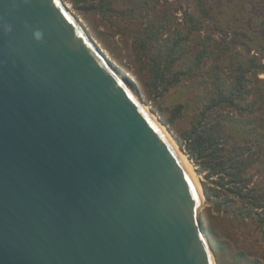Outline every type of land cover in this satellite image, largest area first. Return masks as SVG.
I'll return each mask as SVG.
<instances>
[{"label": "water", "instance_id": "1", "mask_svg": "<svg viewBox=\"0 0 264 264\" xmlns=\"http://www.w3.org/2000/svg\"><path fill=\"white\" fill-rule=\"evenodd\" d=\"M66 6L0 0V264H214L195 176Z\"/></svg>", "mask_w": 264, "mask_h": 264}, {"label": "rangeland", "instance_id": "2", "mask_svg": "<svg viewBox=\"0 0 264 264\" xmlns=\"http://www.w3.org/2000/svg\"><path fill=\"white\" fill-rule=\"evenodd\" d=\"M63 1L115 69L125 75L130 87L166 126L191 162L200 184L212 193L210 197L205 193L200 213L216 263L264 264V222L254 213L240 212L241 206L250 205L232 195L227 196L226 204L221 198L216 200L217 175L204 168L200 160L190 158L180 144V137L199 112L198 97L213 91L212 72L217 70L230 82L237 65L254 62L246 76L250 93L244 102L252 111L238 114L226 107L212 117L226 123L231 140L246 146L245 150L251 147L255 162L248 172L252 176L250 185L264 189V71L257 66L264 65V0H111L121 12L134 8L128 16L102 11L97 6L98 0ZM185 13L194 18L186 17ZM159 26L164 37L174 35L177 28L186 32L193 27L187 45L191 51L178 60L179 67L189 64L203 46L209 53L202 58V67L192 78L163 94L149 85L148 59L138 50L136 41L147 28ZM179 105L183 115L175 117ZM262 203L264 208V200ZM263 208L257 207L255 212Z\"/></svg>", "mask_w": 264, "mask_h": 264}, {"label": "trees", "instance_id": "3", "mask_svg": "<svg viewBox=\"0 0 264 264\" xmlns=\"http://www.w3.org/2000/svg\"><path fill=\"white\" fill-rule=\"evenodd\" d=\"M97 6L102 11H114L119 15H132L134 8L119 11L115 9L111 0H98ZM185 16L193 19L185 13ZM199 28V27H197ZM183 32L180 28L176 29L174 35L164 37V32L158 28H147L146 32L136 38L138 50H140L148 59L147 72L148 82L152 90L158 94L169 91L172 87L180 85L183 80L192 78L203 64L202 58L209 55L207 48L203 46L200 52L196 53L189 64L180 66L178 60L188 55L191 51L187 46L193 27ZM252 65H237L234 78L228 82L226 77L220 75L216 70L212 72L213 91L198 97L200 105L192 125L186 129L180 137V144L190 158L196 161L200 160L204 168L209 169L211 174L217 175V187L215 191L216 200H223L226 204L227 196L249 204L250 206H241L240 212L258 217L264 222V189L256 185H250L252 176L249 175V169L253 167L255 159L251 153V147H247L250 153L245 150L244 145L236 139L231 140V135L227 132L224 122L215 120L212 115L220 109L230 107L231 109L243 114L250 110V105L244 104L250 90L247 87V74L252 70ZM260 70L264 71V65L258 63ZM182 106L175 108L174 116L181 117ZM213 119H212V118ZM207 197L210 193L207 186L204 185ZM263 208L256 213L255 208ZM261 216V217H260Z\"/></svg>", "mask_w": 264, "mask_h": 264}, {"label": "bare ground", "instance_id": "4", "mask_svg": "<svg viewBox=\"0 0 264 264\" xmlns=\"http://www.w3.org/2000/svg\"><path fill=\"white\" fill-rule=\"evenodd\" d=\"M67 10L69 11L70 14H72V16L76 19V21L78 22V24L85 30L84 25L81 23V20H79L76 15L72 12V10L66 6ZM112 67L115 69V67L113 66V64L111 63ZM116 74L118 75V77L128 86V88L131 90V92L134 94V96L145 106V108L153 115V117L155 118V120L157 121V123L162 127V129L165 131V133L169 136V138L171 139L172 143L174 144V146L177 148L178 152L180 153L181 157L183 158V160L185 161V163L187 164V166L189 167L190 171L193 173V175L195 176L201 191H202V198L201 201H203L204 198V193H203V189H202V185L200 184V181L196 175V173L193 170V166L191 165V162L188 160V158L185 157L183 151L180 149V147L178 146L177 142L174 140V138L171 136V134L169 133V131L167 130L166 126L160 121V119L156 116V114L148 107V105L135 93V91L130 87V85L128 84V82L125 80V75L120 72L117 71L115 69ZM204 227V226H203ZM205 235V234H204ZM205 241L208 243V239L204 236ZM209 247V244H208ZM210 250V254L212 256L213 259V263H216L215 257H214V253L212 252V249L209 247Z\"/></svg>", "mask_w": 264, "mask_h": 264}]
</instances>
